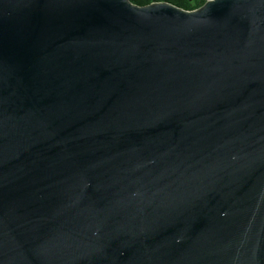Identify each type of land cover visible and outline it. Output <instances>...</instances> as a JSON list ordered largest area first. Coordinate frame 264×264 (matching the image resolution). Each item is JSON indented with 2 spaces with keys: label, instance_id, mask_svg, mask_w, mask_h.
Segmentation results:
<instances>
[{
  "label": "water",
  "instance_id": "obj_1",
  "mask_svg": "<svg viewBox=\"0 0 264 264\" xmlns=\"http://www.w3.org/2000/svg\"><path fill=\"white\" fill-rule=\"evenodd\" d=\"M0 264H264V0H0Z\"/></svg>",
  "mask_w": 264,
  "mask_h": 264
},
{
  "label": "trees",
  "instance_id": "obj_2",
  "mask_svg": "<svg viewBox=\"0 0 264 264\" xmlns=\"http://www.w3.org/2000/svg\"><path fill=\"white\" fill-rule=\"evenodd\" d=\"M132 3L140 7H145L152 3H169L180 9L186 11H193L201 7L205 3V1L204 0H132Z\"/></svg>",
  "mask_w": 264,
  "mask_h": 264
},
{
  "label": "built area",
  "instance_id": "obj_3",
  "mask_svg": "<svg viewBox=\"0 0 264 264\" xmlns=\"http://www.w3.org/2000/svg\"><path fill=\"white\" fill-rule=\"evenodd\" d=\"M205 2L207 1V0H204Z\"/></svg>",
  "mask_w": 264,
  "mask_h": 264
}]
</instances>
